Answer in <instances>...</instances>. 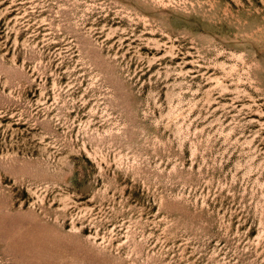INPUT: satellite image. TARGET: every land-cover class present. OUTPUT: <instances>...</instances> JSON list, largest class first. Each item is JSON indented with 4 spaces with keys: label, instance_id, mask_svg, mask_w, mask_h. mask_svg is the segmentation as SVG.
Instances as JSON below:
<instances>
[{
    "label": "rangeland",
    "instance_id": "rangeland-1",
    "mask_svg": "<svg viewBox=\"0 0 264 264\" xmlns=\"http://www.w3.org/2000/svg\"><path fill=\"white\" fill-rule=\"evenodd\" d=\"M0 264H264V0H0Z\"/></svg>",
    "mask_w": 264,
    "mask_h": 264
}]
</instances>
